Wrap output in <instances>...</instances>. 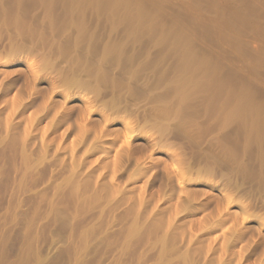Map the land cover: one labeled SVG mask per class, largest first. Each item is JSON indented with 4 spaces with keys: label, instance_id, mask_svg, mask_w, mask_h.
Masks as SVG:
<instances>
[{
    "label": "rangeland",
    "instance_id": "obj_1",
    "mask_svg": "<svg viewBox=\"0 0 264 264\" xmlns=\"http://www.w3.org/2000/svg\"><path fill=\"white\" fill-rule=\"evenodd\" d=\"M10 1H0V264H264V142L223 119L227 93L264 106V0L138 1L159 32L180 28L210 60L223 89L208 109L195 87L178 97L179 46L148 25L126 30L123 11ZM119 45L133 63L118 62ZM93 70L105 83L85 77Z\"/></svg>",
    "mask_w": 264,
    "mask_h": 264
},
{
    "label": "bare ground",
    "instance_id": "obj_2",
    "mask_svg": "<svg viewBox=\"0 0 264 264\" xmlns=\"http://www.w3.org/2000/svg\"><path fill=\"white\" fill-rule=\"evenodd\" d=\"M1 1V0H0ZM51 0H11L10 2L12 3L13 2V4H14V6L15 5H18V6H20V7H23V6H21L20 4H24L23 2H27V4H28V6H29V4H33V3H37V4H40L39 6H42V7H46L47 9H49V7L51 6L50 5V2ZM53 1V0H52ZM138 1L139 0H68V5L69 6H71V5H76V9H77V6H79L80 4H82L83 3V5H84V3H88V5L90 4H95V6H97V8H99V9H101V11L102 10H109V11H111L112 13H116V12H118V11H123V13L121 14V15H123L121 18V20H125V21H127V23H125V24H128V25H125V27L126 26H128L129 27V29H126V28H124V29H126V30H130L132 33H137L138 34V32L140 31L139 29H140V27L142 26L143 27V25L145 26V25H148V28H150L151 29V31L152 30H157L158 28V26L161 24L160 22V24L157 26V24H158V22L156 21L155 22V20H157V13H156V15L154 16L153 14H151L150 12H147V11H149V9H150V6L148 7L149 9L146 11L144 8H143V6L141 5V6H139V5H137V3H138ZM141 1V0H140ZM140 1H139V3H140ZM147 1V0H146ZM163 1H165V0H163ZM136 2V3H135ZM143 2V1H142ZM142 2H141V4H142ZM191 1H189V3H190ZM52 3H55V1L54 2H52ZM51 3V4H52ZM57 3V2H56ZM60 3V2H59ZM159 3V2H158ZM58 4V3H57ZM149 4V3H148ZM155 4V3H154ZM188 4V3H187ZM191 4V3H190ZM34 5V4H33ZM36 5V4H35ZM34 5V6H35ZM64 5V4H63ZM89 5V7H91ZM150 5V4H149ZM152 5V4H151ZM157 5V4H156ZM213 5H215V4H213ZM11 6H12V4H11ZM67 6V5H66ZM82 5H80L79 7H81ZM85 6H87V5H85ZM85 6H84V9H85ZM157 6H159V5H157ZM193 6V5H192ZM194 6H195V4H194ZM218 6V5H217ZM13 7V6H12ZM17 7V6H16ZM15 7V8H16ZM19 7V8H20ZM26 7V6H25ZM25 7H24V10L26 11V9H25ZM63 7H65V6H63ZM83 7V6H82ZM82 7H81V9H82ZM88 7V6H87ZM14 8V7H13ZM18 7H17V9H19ZM30 8H32V7H30ZM46 8H44V9H46ZM66 8H68V7H66ZM94 8V7H93ZM130 8H132V9H130ZM210 8H212V7H210ZM21 9V8H20ZM20 9H19V11H20ZM28 9V8H27ZM46 9V10H47ZM53 9V8H52ZM75 9V8H74ZM75 9V10H76ZM190 9V8H189ZM194 9V8H193ZM195 9H197V7L195 8ZM213 9V8H212ZM215 9H217L216 7H215ZM16 10V9H15ZM29 10V9H28ZM50 10H51V8H50ZM68 10H69V8H68ZM78 10V9H77ZM76 10V11H77ZM86 10V9H85ZM94 10V9H93ZM95 10H96V8H95ZM94 10V11H95ZM151 10L153 11V10H155V8L153 7V9L151 8ZM150 10V11H151ZM210 10V9H209ZM214 10V9H213ZM217 10H219V9H217ZM65 11H66V9H65ZM64 10L62 11L63 12V15H64V12H65ZM74 11V10H73ZM75 11V12H76ZM82 11V10H81ZM79 12L78 11V14H80V13H82V12ZM96 11H98V10H96ZM95 11V12H96ZM100 11V12H101ZM121 11H120V13H121ZM211 11V10H210ZM21 12H23L22 10H21ZM69 12V11H68ZM68 12H66V13H68ZM70 12H72V11H70ZM83 12H84V10H83ZM107 12V11H106ZM105 11H104V13H106ZM109 13V12H107V13H109V15H112V13ZM220 12V11H219ZM218 12V13H219ZM27 13V12H26ZM45 14H46V12H44ZM47 13H48V11H47ZM50 13V12H49ZM61 13V12H60ZM65 13V14H66ZM72 13H74V12H72ZM103 13V12H102ZM215 13H216V11H215ZM230 13V12H229ZM4 14V13H3ZM11 14V13H10ZM14 14V13H13ZM28 14V13H27ZM75 14V13H74ZM73 14V15H74ZM214 14V13H213ZM217 14V13H216ZM220 14V13H219ZM12 15V14H11ZM52 15V14H51ZM56 15V14H55ZM106 15V14H105ZM117 15V14H116ZM120 15V14H119ZM119 15L117 16V17H119ZM160 15V14H159ZM158 15V16H159ZM212 15V14H211ZM233 15V14H232ZM238 15V14H237ZM6 16H8V19L7 20H9V15H7L6 14ZM57 16V15H56ZM70 16V15H69ZM75 16V15H74ZM79 17H81L80 15H78ZM95 16V15H94ZM195 16V15H194ZM216 16V15H215ZM219 16V15H218ZM225 16V15H224ZM230 16H231V14H230ZM240 16V15H239ZM1 17H3V16H1ZM10 17H12V16H10ZM27 17V16H26ZM49 17H50V15H49ZM72 17V16H71ZM75 17H77V14H76V16ZM95 17H97V16H95ZM109 17V16H108ZM111 18L112 17H114V16H110ZM109 17V18H110ZM116 17V18H117ZM154 17L156 18L155 20H154ZM245 17V16H244ZM244 17H242V18H244ZM7 18V17H6ZM17 18V17H16ZM48 18V17H47ZM51 18V17H50ZM63 18H65V17H63ZM83 18V17H82ZM116 18H114L115 20H116ZM190 18V17H189ZM188 18V19H189ZM216 18H218V17H216ZM241 18V19H242ZM5 19V18H4ZM72 19V18H71ZM108 19V18H107ZM187 19V20H188ZM213 19V18H212ZM215 19V18H214ZM246 19V18H245ZM49 20V19H48ZM51 20V19H50ZM60 20V19H59ZM65 20H67V19H64L63 21L65 22ZM69 20V19H68ZM78 20V19H77ZM76 20V21H77ZM109 20V19H108ZM118 20V19H117ZM219 20V19H218ZM234 20V19H233ZM5 21H6V19H5ZM4 21V22H5ZM10 21H11V19H10ZM14 21L17 23V21H16V19H14ZM53 21V20H52ZM57 21V20H56ZM78 21H80V20H78ZM110 21H113V19L112 20H110ZM240 21V20H239ZM245 21V20H244ZM9 22V21H8ZM11 22H13V17H12V21ZM55 22V21H54ZM63 22V23H64ZM81 22V21H80ZM118 22H120V18H119V21ZM117 21H116V25L117 24H119L120 25V23H118ZM123 22V24H124V21H122ZM162 22H164V21H162ZM19 23V22H18ZM68 23V22H67ZM157 23V24H156ZM177 23V22H176ZM191 23H192V21H191ZM190 23V24H191ZM217 23H220V21L219 22H217ZM15 24V23H14ZM51 24V23H50ZM50 24L49 25H46V26H50ZM53 24V23H52ZM65 25H66V23H64ZM70 24V23H69ZM79 25H80V23H78ZM83 24V23H82ZM82 24H81V26H82ZM111 24H115L114 22H112ZM225 24V23H224ZM235 24V23H234ZM16 25V24H15ZM18 25L19 24H17V26L16 27H18ZM58 25V24H57ZM63 26L62 24H59L58 26ZM75 25V23L73 24V26ZM79 25H77L78 27H79V29H80V26ZM119 25H117V26H119ZM121 25H122V23H121ZM177 25V24H176ZM175 25V26H176ZM192 25V24H191ZM203 25V24H202ZM205 25V24H204ZM215 25H216V23H215ZM220 25H221V23H220ZM237 25V24H236ZM248 25V24H247ZM20 26V25H19ZM22 26V25H21ZM67 26V25H66ZM72 26V27H73ZM116 26V27H117ZM167 26V25H166ZM165 26V27H166ZM173 26V25H172ZM178 26H179V24H178ZM182 26V25H181ZM180 26V27H181ZM185 26V25H184ZM208 27H209V25H207ZM226 26V25H225ZM39 27H41V25L39 26ZM69 27V26H68ZM119 27H121V26H119ZM161 27V26H160ZM159 27V28H160ZM163 28H161V29H159L160 30V32L158 33V34H162L163 35V37L165 38V37H167L168 38V40L167 41H170L169 43H170V45L169 44H167V43H165V45L167 44V45H169V47L171 48V44H172V50H173V48H176V46H179V49H177V50H181V52H182V56H180V57H182V59H183V61H184V65L186 66H184V68L183 69H181L180 68V70H181V72L179 73V71L180 70H177L179 67H177V69L175 68V70H177V72L179 73V74H175V73H173V74H175L176 75V78H177V75H179L180 76V78H182V79H180L179 78V80H181V82H180V88H179V85L177 84V83H179V82H176V81H174V80H176V79H174V77H173V84L175 85V83L178 85V89L177 88H175V89H177L178 91H176L177 93H178V97H179V99L181 100V101H183V102H185V100L184 99H186L185 97H188L189 95V93H188V90H189V88H191V87H193V89H195L194 90V93H195V91L196 92H198V91H204V92H206V93H204L205 95H207L206 97V107H207V109L208 108H213V107H215V105H216V103H217V101H218V99H219V97H220V95L222 94L221 92H222V89L223 88H221L218 84L219 83H216V80H215V78H211V76H209V73L210 72H212V71H209V69H208V67H207V64H206V62L209 60L208 59V57L206 58V56L204 57L203 56V58L201 57V55L199 56V55H197L195 52V54H193V53H191L190 52V50H192V45H187V43H185V41H184V39L182 38L183 36H185V35H181V30H180V28H179V30L178 31H173V32H168V30H166L165 28H164V25L162 26ZM167 27H169V28H167V29H169V31H171L170 30V26H167ZM190 27V26H189ZM193 27H195V24H193ZM197 27V26H196ZM223 27V26H222ZM19 28V27H18ZM21 28V27H20ZM23 28H25V27H23ZM23 28H21V29H23ZM43 28H44V26H43ZM52 28V27H51ZM57 28V27H56ZM64 28V27H63ZM62 28V29H63ZM66 28V27H65ZM76 28V27H75ZM147 28V27H146ZM218 28H220V27H218ZM83 29V27L81 28V30ZM143 29V28H142ZM144 29H145V27H144ZM149 29V30H150ZM182 29H183V27H182ZM187 29V28H186ZM186 29H184V30H186ZM194 29V28H193ZM197 29V28H196ZM195 29V30H196ZM209 29V28H208ZM207 29V30H208ZM24 30V29H23ZM76 30V29H75ZM83 30H85V29H83ZM139 30V31H138ZM190 30V29H189ZM211 30V29H210ZM219 30V29H218ZM226 30V29H225ZM20 31V30H19ZM27 31V30H26ZM72 31V30H71ZM88 31V30H87ZM125 31V30H124ZM138 31V32H137ZM142 31V30H141ZM145 32L146 31H148V29L146 30H144ZM150 31V32H151ZM188 31V30H187ZM209 31V30H208ZM220 31V30H219ZM23 32H25V31H23ZM30 32V31H29ZM28 32V33H29ZM79 32V31H78ZM89 32V31H88ZM92 32V31H91ZM131 32H128L127 34H130L131 35V37H133V35L131 34ZM143 32V31H142ZM184 32H186V31H184ZM184 32H182V33H184ZM189 32V31H188ZM221 32V31H220ZM31 33V32H30ZM59 33V32H58ZM80 33V32H79ZM135 33V35H137ZM144 33V32H143ZM147 33V32H146ZM152 33H157V32H153L152 31ZM208 33V32H207ZM212 33V32H211ZM215 33H216V31H215ZM236 33V32H235ZM68 34V33H67ZM82 34H83V32H82ZM98 34V33H97ZM150 34V33H149ZM223 34V33H222ZM222 34H221V36H222ZM229 34V33H228ZM58 35V34H57ZM90 35V34H89ZM89 35H88V37H89ZM139 36H140V34H138ZM147 35V34H146ZM153 35H157V34H153ZM162 35L161 36H159V38L161 39V37H162ZM203 35H204V32H203ZM213 35V34H212ZM79 36V35H78ZM82 35L80 34V38H84V37H86L85 35H84V37L82 36ZM138 36V37H139ZM187 36V35H186ZM185 36V37H186ZM189 36V35H188ZM202 36V35H201ZM208 36V35H207ZM220 36V35H219ZM225 36H227V33H226V35ZM236 36V35H235ZM95 37V36H94ZM130 37V38H131ZM150 37H152V36H149V38ZM154 37V36H153ZM162 37V38H163ZM195 37V36H194ZM230 37V36H229ZM228 37V38H229ZM233 37V36H232ZM40 38V37H39ZM125 38V37H124ZM128 38V37H127ZM136 36L134 37V40L136 41ZM140 38V37H139ZM141 38H142V36H141ZM155 38V37H154ZM187 38V37H186ZM223 38V37H222ZM85 39V38H84ZM83 39V40H84ZM88 38H86V40H87ZM138 39V38H137ZM147 39V38H146ZM145 39V40H146ZM166 39V38H165ZM170 39V40H169ZM203 39V38H202ZM221 39V38H220ZM227 39V38H226ZM78 40V39H77ZM81 39H79L78 40V42L80 41ZM91 40V39H90ZM139 40V39H138ZM151 40V39H150ZM156 40H157V38H155V43H157V42H159V43H163V41H165V40H163V41H161L160 42V40L158 41L157 40V42H156ZM187 41H189L188 39H186ZM197 40V39H196ZM199 40V39H198ZM228 40V39H227ZM226 40V41H227ZM67 41V40H66ZM85 41V40H84ZM89 41V40H88ZM97 41V40H96ZM95 41V42H96ZM120 41H122V40H120ZM124 41V40H123ZM129 41V40H128ZM141 41V40H140ZM143 41V40H142ZM190 41H191V39H190ZM189 41V42H190ZM225 41V42H226ZM233 41V40H232ZM76 42V41H75ZM77 42V43H78ZM91 42V41H90ZM137 42V41H136ZM144 43H145V41H143ZM152 42H153V40H152ZM195 42V41H194ZM66 43V42H65ZM80 43H83V42H81L80 41ZM93 42H91V44H92ZM97 43V42H96ZM110 42H108V44H109ZM134 43V42H133ZM139 43V42H138ZM154 43V42H153ZM192 43V42H191ZM197 43H198V41H197ZM196 43V44H197ZM222 43V42H221ZM227 43V42H226ZM230 43V42H229ZM234 43V42H233ZM232 43V44H233ZM89 44V43H88ZM88 44L86 43V45L88 46ZM90 44V45H91ZM111 44V43H110ZM122 44H123V42H122ZM122 44H120V45H122ZM126 43L124 42V45H125ZM132 44V43H131ZM130 44V45H131ZM143 44V43H142ZM228 44V43H227ZM235 44V43H234ZM66 45V44H65ZM64 44H63V46H65ZM93 45H95V44H93ZM112 45V44H111ZM120 45H119V48H120ZM150 45V44H149ZM154 45V44H153ZM160 45V44H159ZM200 45V44H199ZM198 45V46H199ZM77 46H79V44H77ZM110 46V45H109ZM108 46V47H109ZM116 45H114V47H115ZM158 46V45H157ZM163 46V45H162ZM67 47V46H66ZM84 47H86V46H84ZM89 47V46H88ZM87 47V48H88ZM98 47V46H97ZM106 47V46H105ZM112 47V46H111ZM117 47V46H116ZM127 47H128V45H127ZM154 47V46H153ZM191 47V48H190ZM237 47V46H236ZM122 48V47H121ZM120 48V50H121V54H123V51H122V49ZM130 48V47H129ZM128 48V49H129ZM156 48V47H155ZM178 48V47H177ZM234 48H235V46H234ZM64 49H65V47H64ZM69 49H70V47H69ZM85 49V48H84ZM91 49H92V47H91ZM98 49V48H97ZM115 49V48H114ZM163 49H164V47H163ZM167 49V48H166ZM236 49V48H235ZM59 50V49H58ZM108 51V48L106 49H103L102 48V51ZM168 51L170 50L169 48L167 49ZM167 50H166V52H167ZM171 50V51H172ZM176 50V49H175ZM176 50V51H177ZM193 50H194V48H193ZM107 51H106V54H105V52H104V56L102 57V58H107V60H110V58H108L109 56L112 58V56L111 55H107ZM112 51L113 50H111L110 52H109V54L111 53L112 54ZM116 51H119V49L117 50H115L114 52H116ZM157 51V50H156ZM164 51H165V49H164ZM171 51H170V54H171ZM212 51V50H211ZM95 52V51H94ZM93 52V53H94ZM101 52V51H100ZM134 52V51H133ZM159 52V51H158ZM237 52V51H236ZM87 53V52H86ZM98 53V52H97ZM102 53V52H101ZM118 53V52H117ZM119 53H120V51H119ZM129 53V52H128ZM127 53V54H128ZM148 53V52H147ZM161 53V52H160ZM180 52L178 51V54H179ZM205 53V52H204ZM208 53V52H207ZM116 54V53H115ZM114 54V55H115ZM120 54V55H121ZM124 54H125V52H124ZM122 55V56H120V55H118L117 57H123L122 59H118L117 57H116V55H115V58H113V62H115V60H116V58L119 60L118 62L121 64V62H120V60L122 61L124 58H125V56H126V58H129V57H127V55ZM133 54V53H132ZM162 54H164V53H162ZM162 54H160V55H162ZM178 54H176V55H178ZM181 54V53H180ZM211 54V53H210ZM66 55H68V54H66ZM88 55V54H87ZM93 55V54H92ZM98 55V54H97ZM103 55V54H102ZM113 55V54H112ZM113 55V56H114ZM143 55H147V54H143ZM203 55V54H202ZM215 55V54H214ZM99 56V55H98ZM107 56V57H106ZM131 56V55H130ZM155 56V55H154ZM213 56V55H212ZM119 57V58H120ZM132 57H133V55H132ZM151 57V56H150ZM153 57V56H152ZM156 57H157V55H156ZM155 57V58H156ZM158 57H160V56H158ZM177 57V56H176ZM180 57L178 58L177 57V59L176 60H178V63H180L179 62V59H180ZM95 58V57H94ZM102 58H100L101 60H102ZM142 58V57H141ZM154 58V57H153ZM161 58V57H160ZM162 58H163V56H162ZM205 58V59H204ZM96 59V58H95ZM130 59V62H131V60H132V58H129ZM129 59H126V62H128V60ZM181 59V60H182ZM207 59V60H206ZM211 59V58H210ZM81 60V59H80ZM106 60V59H105ZM107 60L106 61H104V62H107ZM83 61V60H82ZM103 61V60H102ZM112 61V60H111ZM111 61H109L108 63H111ZM125 61V60H124ZM160 61H162V60H160ZM183 61L181 62L182 64H180V67H182L183 66ZM210 61V60H209ZM84 62V61H83ZM98 62V61H97ZM101 62V61H100ZM118 62H115V63H118ZM123 62V61H122ZM136 62V61H135ZM146 62V61H145ZM212 62V61H211ZM118 63V64H119ZM132 63H133V60H132ZM137 63V62H136ZM159 63H161V62H159ZM209 63V62H208ZM79 64V63H78ZM85 64V63H84ZM154 64V63H153ZM157 64H158V61H157ZM210 64V63H209ZM212 64V63H211ZM102 65H105V64H102ZM110 65V64H109ZM108 65V66H109ZM112 65H114V63L112 64L111 63V66ZM117 65V64H116ZM116 65H114V66H116ZM122 65H123V63H122ZM126 65H128L127 63H126ZM125 65V66H126ZM160 65V64H159ZM174 65V64H173ZM227 65V64H226ZM92 66V65H91ZM118 66V65H117ZM147 66V65H146ZM153 66H156V65H153ZM177 66V65H176ZM212 65H210L209 67H211ZM221 66V65H220ZM119 67H120V65H119ZM128 67H129V65H128ZM148 67V66H147ZM150 67H151V63H150ZM165 67V66H164ZM82 68V67H81ZM124 68V67H123ZM138 68V67H137ZM212 68H213V66H212ZM88 70H89V68H87ZM87 69H86V71H87ZM125 69H126V67H125ZM154 69V68H153ZM152 69V70H153ZM155 69H156V67H155ZM172 69V68H171ZM107 70H108V68H107ZM121 70V69H120ZM213 70H215V68L213 69ZM221 70V69H220ZM226 70V69H225ZM81 71V70H80ZM217 71H219L218 70V68H217ZM84 72V71H83ZM88 72V71H87ZM215 72H216V70H215ZM99 73H101L102 74V72H100L99 71ZM98 72H94V70H93V72L91 73V72H89L88 74L86 73V75H85V77H87V78H89V80L90 79H93L94 80V82H93V80L91 81V82H93V83H96L97 81L99 82L98 84H100V81L101 82H103V83H105L104 81L105 80H107L106 79V75H105V77L103 76V75H101V74H99ZM105 73V72H104ZM125 73H127V72H125ZM219 72H216V74H218ZM222 73H223V70H222ZM231 73V72H230ZM241 73V72H240ZM106 74V73H105ZM172 74V75H173ZM180 74H182V77H181V75ZM214 74V73H213ZM130 75V74H129ZM171 75V76H172ZM221 75V74H220ZM223 75H224V73H223ZM165 76V75H164ZM215 77V76H214ZM227 77V76H226ZM229 77V76H228ZM234 77V76H233ZM231 78V77H230ZM160 79V78H159ZM178 79V78H177ZM233 79H235V78H233ZM88 79H85V81H87ZM167 80V79H166ZM237 80V79H236ZM82 81V80H81ZM233 81V80H232ZM161 82V81H160ZM171 82V81H170ZM222 82V81H221ZM78 83V82H77ZM172 83V82H171ZM236 83H238V82H236ZM245 83V82H244ZM247 83V82H246ZM79 84L81 85V83L79 82ZM90 84H92V83H90ZM242 84V83H241ZM85 85V84H84ZM105 85V84H104ZM170 85H172V84H170ZM174 85L172 86V87H174ZM220 85H221V83H220ZM230 85V84H229ZM92 86H93V84H92ZM249 86V85H248ZM169 87V86H168ZM171 87V86H170ZM195 87V88H194ZM244 87V86H243ZM220 88H221V90H220ZM171 89V88H170ZM175 89H173V90H175ZM248 89V88H247ZM191 90H192V88H191ZM190 90V91H191ZM229 90V89H228ZM238 90V89H237ZM168 91H170L169 89H168ZM167 91V92H168ZM189 91V92H190ZM223 91H226L225 89L223 90ZM250 91V90H249ZM248 91V92H249ZM174 92V91H173ZM233 92V91H232ZM162 93H163V91H162ZM237 93V92H236ZM193 94V93H192ZM252 94V93H251ZM250 94V95H251ZM165 95V94H164ZM171 95H172V93H171ZM197 95V94H196ZM200 95V94H199ZM198 95V96H199ZM161 96V95H160ZM190 96H191V94H190ZM189 96V97H190ZM251 96H253V95H251ZM167 97V96H166ZM175 98H176V96H174ZM177 97V98H178ZM192 97V96H191ZM193 97H194V95H193ZM196 97V96H195ZM223 97H226V99H224ZM222 97V99H224L226 102L224 103L226 106H227V108H228V111H227V116L225 115V118H227V119H225V118H223L224 120H226V122L228 123V121H236V123L238 124L239 123V125L238 126H240V128L238 127H236L237 129H239V131H237V132H240V130H242L240 133H242V135H243V131H244V135H246L248 138L247 139H249L248 141L250 142V140L252 141L253 139L252 138H254V140H255V143L253 142V144H255V145H257L258 146V143L257 142H259V144H261L262 145V142H264V106L261 104V103H257V102H255L254 100H252V98L249 96V94L245 91V89H243V90H241V91H239L237 94H235L234 95V93H227V95L225 96H223ZM257 97V96H256ZM160 98V97H159ZM177 98H176V100H177ZM196 99V98H195ZM160 100H161V98H160ZM188 100H191L190 98L188 99ZM198 100V99H197ZM258 100V99H257ZM156 101V100H155ZM158 101V100H157ZM180 101V103H182ZM203 101V100H202ZM174 102V101H173ZM172 102V103H173ZM178 102H179V100H178ZM177 102V104H179ZM197 102V101H196ZM199 102H201L200 100H199ZM176 103V102H175ZM174 103V104H175ZM191 103V102H190ZM198 103V102H197ZM204 103V102H203ZM202 104V103H201ZM263 104H264V101H263ZM170 105V104H169ZM219 105V104H218ZM175 106V105H174ZM181 106V105H180ZM222 107H224V106H222ZM180 108V107H179ZM200 108H201V106H200ZM167 109V108H166ZM182 109V108H181ZM206 109V108H205ZM206 109V110H207ZM218 109V108H217ZM223 109H225V108H223ZM176 110V109H175ZM204 110V109H203ZM206 110H204V111H206ZM210 110V109H209ZM222 110V109H221ZM220 110V111H221ZM163 111H164V109H163ZM163 111H162V113H163ZM172 111V110H171ZM177 111V110H176ZM208 111V110H207ZM220 111H218V112H220ZM183 112V111H182ZM185 112V111H184ZM199 112V111H198ZM210 112V111H209ZM225 112V111H224ZM165 113H166V111H165ZM169 113V112H168ZM177 113V112H176ZM175 113V114H176ZM187 113V112H186ZM205 113H207V112H205ZM215 113V112H214ZM180 114H182V113H180ZM180 114H177V116H180ZM198 114V113H197ZM201 114V113H200ZM213 114V113H212ZM220 113H218V115H219ZM222 114V113H221ZM183 115V114H182ZM181 115V116H182ZM187 115V114H186ZM186 115H184V120H186L185 118L187 117ZM203 115V114H202ZM211 115V114H210ZM215 115H217V113L215 114ZM165 116H166V114H165ZM204 116V115H203ZM193 117H195V116H193ZM192 117V118H193ZM218 117V116H217ZM178 118V117H177ZM183 118H182V121H183ZM219 118H221V116H219ZM173 119V118H172ZM180 119V118H179ZM234 119V120H233ZM175 121V120H174ZM181 121V120H180ZM187 121V120H186ZM186 121H185V123H186ZM196 121V120H195ZM226 122H225V125H226ZM183 123H184V121H183ZM224 123V122H223ZM180 125L182 124V122L181 123H179ZM221 124V123H220ZM228 124H230V122L228 123ZM233 124V123H232ZM237 124H235V125H237ZM176 126H179V125H176ZM182 126H184V125H182ZM187 126H189V125H187ZM228 126V125H227ZM229 126H231V125H229ZM228 126V127H229ZM180 127V126H179ZM185 127H186V125H185ZM185 127H183V128H185ZM221 127V126H220ZM224 127H226V126H224ZM234 127V126H233ZM232 127V128H233ZM181 129V128H180ZM234 129V128H233ZM184 130V129H183ZM182 130V131H183ZM187 130V129H186ZM185 130V131H186ZM223 130H225L224 128H223ZM227 130V129H226ZM236 130V129H235ZM184 131V132H185ZM225 132V131H224ZM235 132V131H234ZM236 132V133H237ZM227 133V132H226ZM231 133V132H230ZM232 133H233V131H232ZM223 135V134H222ZM220 137V136H219ZM221 138V137H220ZM223 139V138H222ZM225 140L227 139V138H224ZM229 139V138H228ZM241 139V138H240ZM239 139V140H240ZM253 140V141H254ZM227 141V140H226ZM229 141V140H228ZM244 141H245V139H244ZM247 141V142H248ZM257 141V142H256ZM225 142V141H224ZM242 142V141H241ZM248 142V143H249ZM250 143H252V142H250ZM257 143V144H256ZM252 144V145H253ZM264 144V143H263ZM242 145V144H241ZM260 145V146H261ZM234 146V145H233ZM250 146V145H249ZM263 146V145H262ZM261 146V147H262ZM248 147V146H247ZM264 147V146H263ZM250 148V147H249ZM260 148V147H259ZM242 149V148H241ZM246 149V148H245ZM257 149V148H256ZM261 149V148H260ZM263 149V148H262ZM220 150H222V149H220ZM238 150V149H237ZM249 150V149H248ZM258 151H259V149H258ZM260 151H263V152H260V154H259V159H261V160H264V150H260ZM222 152V151H221ZM233 152H234V150H233ZM232 152V153H233ZM236 152V151H235ZM258 153V152H257ZM226 154V153H225ZM229 154V153H228ZM235 154V153H234ZM248 154V153H247ZM252 154V153H251ZM256 154V153H255ZM230 155V154H229ZM246 155V154H245ZM236 156V155H235ZM228 157V156H227ZM238 157V156H237ZM240 157V156H239ZM252 157V156H251ZM232 158V157H231ZM231 158H229V159H231ZM249 158V157H248ZM247 158V159H248ZM235 159V158H234ZM246 159V158H245ZM256 159H258L257 158V155H256ZM236 160H238V158H236ZM240 160V159H239ZM254 160V159H253ZM233 161V160H232ZM232 161H230V162H232ZM251 161V160H250ZM260 161V160H259ZM262 162H264V161H262ZM228 163V162H227ZM239 163V162H238ZM252 163V162H251ZM261 163V162H260ZM259 163V164H260ZM253 164V163H252ZM242 167V166H241ZM248 167V166H247ZM250 168V167H249ZM240 171H242V170H240ZM243 172H244V170H243ZM264 189V188H263ZM264 191V190H263Z\"/></svg>",
    "mask_w": 264,
    "mask_h": 264
}]
</instances>
